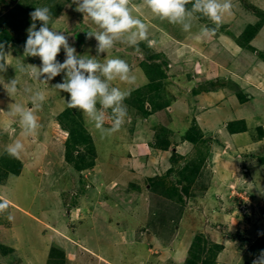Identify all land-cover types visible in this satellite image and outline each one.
I'll use <instances>...</instances> for the list:
<instances>
[{"label":"rangeland","instance_id":"374dc122","mask_svg":"<svg viewBox=\"0 0 264 264\" xmlns=\"http://www.w3.org/2000/svg\"><path fill=\"white\" fill-rule=\"evenodd\" d=\"M231 2L219 29L201 36L205 26L214 27L201 13L186 17L184 23L191 27L184 32L182 24L160 20L143 0H131L133 15L149 26V39L156 43L132 47L130 34H121L112 49L98 53V41L86 38V32L103 29L76 11L72 0H0V43L10 63L7 71H0V201L9 205L0 213V264H185L197 249V239L205 243L208 264H253L264 252V143L256 148L252 142L264 136L259 131L261 113H253L243 127L227 126L229 132H243L242 144L223 135L224 123L231 118L224 109L249 117L256 109L237 101L247 99V92L258 98V90H264V70L257 67H264L259 60H264V29L249 42L254 50L237 43L248 25H263L264 0ZM45 6L52 16L49 28L54 24L77 56L101 64L109 58L129 63L134 81L108 82L130 91L124 101L128 115L116 133L110 132L112 110L104 109L99 99L96 107L104 115L100 129L87 122L81 110L67 106L70 94L55 87L66 79L64 71L46 81L47 74L35 80L16 70L21 62L42 66L39 56L23 53L33 23L30 13ZM35 24L38 30L42 22ZM56 59H66L63 46ZM12 79L18 84L10 96L6 88ZM26 87L45 93L42 108L39 101L31 103L34 93H25ZM17 103L37 116V134L25 135L20 116L11 114ZM202 111H212V117L222 112L215 127L198 123ZM152 112L157 113L149 116ZM189 132L200 134L192 143L181 144ZM140 136H145L143 141ZM166 138L167 154L178 156L171 169L176 173L162 174L171 198L166 195V203H157L145 188L144 176L137 179L131 172L140 174L157 164L143 167L151 154L147 145L158 147ZM16 140L24 144L18 158L5 151ZM140 142L147 144L145 151L135 148ZM179 144L182 155L173 151ZM153 179L151 188H156ZM198 181L204 189L192 192ZM173 202L182 207L178 221L171 220Z\"/></svg>","mask_w":264,"mask_h":264},{"label":"clouds","instance_id":"9594fccd","mask_svg":"<svg viewBox=\"0 0 264 264\" xmlns=\"http://www.w3.org/2000/svg\"><path fill=\"white\" fill-rule=\"evenodd\" d=\"M192 0H143L151 12L160 20H167L171 24H182V31L188 32L191 25L184 23L186 17H191L193 13H201L208 20L212 21L214 27L205 26L201 30V36L214 34L222 24V15L230 12L233 5L231 0H195L191 11L186 9V5ZM76 5V11L85 14V18L91 21L103 31L90 30L86 32V38L95 36L98 41L97 52H105L112 49L116 39L121 34L128 35V43L132 47L138 48L140 42H147L148 47H152L156 41L149 39V26L142 18L133 15V9L129 6L131 0H72ZM138 11V9H135ZM33 23L28 29L27 39L24 45V56H39L42 66L37 68L34 65H25L22 62L17 64L16 70L26 74L31 79L38 80L41 75L47 74L45 80H51L62 71L66 73L63 83L55 85L60 91L69 95L67 106L81 110L87 122L91 121L96 129L104 126V115L98 113L97 100L104 109H111L115 119L110 127V132L116 133L124 124L128 115L127 107L124 104L126 98L130 96L129 90H121L118 87H111L108 83L119 78L123 82L135 80L130 65L120 58H109L103 64L94 58L77 56L76 49L69 46L67 38L61 32L55 31V25L49 28L52 16L49 7H36L30 13ZM39 20L42 25L37 30L35 21ZM4 44L0 43V71H7L10 64L4 54ZM63 46L66 59L63 63L57 61V55ZM101 73L105 79L102 80L96 73ZM87 73V75H85ZM17 79H12L6 88L7 93L13 96L17 92ZM25 93L31 95V103L40 102L39 107H43L46 100L43 91H33L25 88ZM12 115L20 116V123L25 135H35L41 127L37 116L31 110H25L22 104H15L11 107ZM6 153L12 157H19L24 151V144L16 140L5 149ZM9 207L7 201H0V213ZM13 219L11 214L7 217ZM253 264H264V252L253 260Z\"/></svg>","mask_w":264,"mask_h":264},{"label":"crops","instance_id":"0c3cea01","mask_svg":"<svg viewBox=\"0 0 264 264\" xmlns=\"http://www.w3.org/2000/svg\"><path fill=\"white\" fill-rule=\"evenodd\" d=\"M264 29V23H263V25L261 26V28L259 29V32L260 31H262ZM253 39H254V37H253ZM252 39V40H253ZM251 40V41H252ZM252 46V45H251ZM240 47V46H239ZM253 48H254V46H252ZM259 54V56H261L262 55V53L261 52H259L258 53ZM263 58H264V56H263ZM259 60H261L263 63H264V60H262V59H259ZM260 65H261V63H259ZM259 64H258V69L260 70V71H263L264 70V67H262V68H260L259 67ZM243 81V82H242ZM241 82L243 83H241L240 85V87H242V88H240L241 89V91L242 92H244V89L246 90V88H245V86H246V84L244 83V80H243V78L241 77ZM263 83V82H262ZM261 83V84H262ZM244 85V86H243ZM263 92H264V90H262ZM261 91V92H262ZM241 92V93H242ZM258 92H259V95H258V98H256V97H254V95L252 94V93H249V92H247V93H245L244 95L246 96V98L247 99H245L243 102H241V104H240V102L239 101H237V103L239 104V105H241V106H244L245 107V104H246V102H247V106L248 105H253V108H255L256 110H252V111H250V113L248 114L249 115V117H247V116H243V117H238L237 115L236 116H234L233 114L231 115L230 114V112H226V110H228V109H224V113L223 114H225V116L227 117V115L229 114L230 116H231V118H229V119H227L226 120V122L224 123V128H225V130H224V132H223V135L225 134V135H230L231 136V142H232V140H234L235 142V144H239V143H241V141H242V139L240 138V135H242V133L243 132H240V131H232V132H229L228 131V128H227V126L230 124V123H232L233 125H238L239 127H243L242 125L243 124H245V125H247L248 123H249V121H250V119L251 120H253V113L254 114H256L257 113V111L259 110V113H261V116H262V119H263V123L261 124L262 125V127H261V130H260V128H259V131H261V132H264V114H263V112H264V93H261L259 90H258ZM253 96V97H252ZM260 97V98H259ZM239 107V106H238ZM165 108H168V106H166ZM261 108H263V110H261L260 111V109ZM165 110V109H164ZM222 110V109H221ZM149 111V110H148ZM233 112V111H232ZM234 112H235V110H234ZM241 112H243V111H241ZM157 113V112H156ZM155 112H154V114H156ZM222 112H219V113H217L215 116H213L212 117V111H207V112H201V113H198L197 114V116H199V117H197V119H198V123L201 125V126H207V127H209V126H211V127H209L210 129L212 128V127H215V124L217 123V119H219L220 118V116H218V115H220ZM153 114V112L152 113H148V115L149 116H151V115H154ZM241 114H245V113H241ZM146 118H148V116L146 117ZM145 118V119H146ZM173 122H174V120H173ZM173 122H172V124H173ZM238 123H240V124H238ZM247 123V124H246ZM153 131H154V133H155V129L153 128ZM195 131H197V130H195ZM153 133V134H154ZM198 133V132H197ZM197 133L196 134H194V133H192L191 132V134L190 133H188V134H186V135H184V136H182V138H181V144L183 143H192L194 140H195V138H196V136H197ZM198 134H200V133H198ZM168 135H169V133H168ZM180 135H183V134H180ZM187 135H190V137L192 138V140L191 139H188L186 136ZM140 137H143V136H140ZM144 138H145V136L143 137V139H141L142 141L144 140ZM158 139H161V138H159L158 137ZM162 139H164V137L162 138ZM167 139V138H166ZM194 139V140H193ZM263 139H264V136L260 139V138H258L257 140H253L252 142H254V145H256V148H260L262 145H264V144H261V146H259L260 144H259V142L260 143H264V142H262L263 141ZM168 142H169V140L167 139V140H165V141H163L162 142V145H160V146H158V147H151V144L149 145H147L145 142H140V143H137L136 144V149H138L137 147H139V149L140 148H142L143 149V151H145V149H144V147H145V144L147 145V147H148V149H150V151H151V154L152 153H155L154 154V158L152 157L151 159H149V156L151 155H149V153L148 152H144V155L145 156H147V155H149L148 156V159L146 160V161H142V162H144V165H143V167H146V166H148V164L149 165H151V164H154V161H158L157 162V164H154V166L153 167H150L149 166V170H146L145 172H147V173H145V172H141L140 174H137V173H134V172H131V173H133L134 174V176L135 177H138L137 179H139V178H141L142 176H144V178L143 179H145L146 180V184H147V187H145L148 191L147 192H149L150 194H154L156 197H157V203H158V201L160 200H162L161 202L162 203H166V201L167 200H169V199H165L167 196H162V194H164V191H165V187H166V185H165V180L162 178V174L164 173L165 174V171H166V174L168 173V172H171V171H173V170H171L172 169V163L173 162H175L176 161V158L175 157H178V156H175V154H173L174 152H171V153H169V154H167L168 153V149L167 148H169L168 147ZM239 142V143H238ZM144 144V145H143ZM181 144H179V145H177L176 146V148H173V151H175V153H176V155H179V154H183L182 152H180V150L178 149V147H180V146H182ZM242 144V143H241ZM167 149V150H166ZM164 153L163 154V158L164 159H161V160H158V159H160L159 158V154L160 153ZM130 153V152H129ZM166 153V154H165ZM157 158V159H156ZM154 159H156V160H154ZM137 164H139L138 162H136ZM139 167H141V166H139ZM173 168H175V166H173ZM161 169V170H160ZM143 170H144V168H143ZM160 170V171H159ZM168 171V172H167ZM148 172H150V173H148ZM174 172V171H173ZM174 173H176V172H174ZM133 174H132V176H133ZM165 174V175H166ZM156 177V180H157V184H159L158 185V187H156V188H151V183H150V179H152V181H154V179L153 178H155ZM163 181V182H162ZM156 184V183H155ZM182 187V186H181ZM204 187H205V185H204V183H202L201 181H198V183H196L195 184V186H194V189H195V191H192V192H196L197 191V189H199L198 191H201V190H203L204 189ZM180 190V189H179ZM179 202V201H178ZM157 203H154V204H157ZM174 204H175V207L173 208V210H174V212H175V216L176 217H173V218H171V220L173 221V219L174 220H180V215H179V212L182 210V207H179V206H177V204L175 203V202H173ZM156 208H154L155 210L156 209H158V207L157 206H155ZM176 212H178V213H176Z\"/></svg>","mask_w":264,"mask_h":264},{"label":"trees","instance_id":"16d2710c","mask_svg":"<svg viewBox=\"0 0 264 264\" xmlns=\"http://www.w3.org/2000/svg\"><path fill=\"white\" fill-rule=\"evenodd\" d=\"M193 3H195V0H192V2L191 3H189V4H187L186 5V7H188L190 10L192 9V5H193ZM200 19H201V17H200ZM260 26H261V23H258L256 26H251V25H248L246 28H245V30H244V33L241 35V38L242 39H238L237 40V43L241 46V47H244V48H248V49H250V50H254V48L250 45V40L253 38V36L255 35V33L259 30V28H260ZM2 33V35L3 36H5L4 35V33L5 34H7L6 33V31L4 30V31H2L1 32ZM7 37V36H6ZM9 38V37H8ZM151 65H153V64H151ZM157 66V65H156ZM154 67V66H153ZM160 73H161V70H158ZM190 134H191V132H189ZM188 134V133H187ZM195 134V133H194ZM188 139H191L192 140V138L190 137V135H187L186 136ZM194 140V139H193ZM196 170H194V172H195ZM186 192L187 190H186V188H184L183 189V191L182 192ZM152 195V194H151ZM154 195V194H153ZM166 196V195H169L170 196V198H171V195L169 194V192L168 191H164V194H162V196ZM168 196V197H169ZM179 197H180V195H179ZM165 199H167V197L165 198ZM181 200V199H180ZM168 201V200H167ZM176 213H178V212H176ZM181 214V211L179 212V215ZM173 217H176L175 216V212H174V215H173ZM172 217V218H173ZM174 220V219H173ZM174 221H178V220H174ZM198 241H199V239H197V244H194V246L197 248L196 250H195V252H193L192 254V256L191 257H189L187 260H186V262H185V264H208V262H207V260H205L204 258H203V251H204V247H205V243L204 244H201V243H198ZM202 242H204V240L202 239ZM198 245V246H197Z\"/></svg>","mask_w":264,"mask_h":264}]
</instances>
